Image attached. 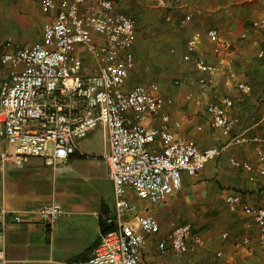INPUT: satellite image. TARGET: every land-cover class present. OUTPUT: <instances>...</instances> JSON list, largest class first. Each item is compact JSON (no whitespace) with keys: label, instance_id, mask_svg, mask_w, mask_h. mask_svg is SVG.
<instances>
[{"label":"built area","instance_id":"obj_1","mask_svg":"<svg viewBox=\"0 0 264 264\" xmlns=\"http://www.w3.org/2000/svg\"><path fill=\"white\" fill-rule=\"evenodd\" d=\"M156 8L168 10L172 0H150ZM114 0H42L44 13H55L42 28L41 40L28 46L13 47L8 39L0 49V171L20 167L30 158H41L47 165L67 159L76 152V142L100 126L108 135L103 154L113 184L112 226L102 234L89 259L80 264H153L144 259L148 238L160 230L151 215L141 214L126 195L129 188L152 205L166 202L182 187L183 175L194 177L222 154V148L201 149L194 142L178 137L181 123L172 121L167 111L174 103L163 95L156 82L124 87L136 69L134 47L137 24L134 18L115 11ZM165 21L171 22L167 13ZM190 15L180 20L184 26ZM251 28L264 33V13L251 22ZM214 41L216 61L208 63L196 56L201 36L194 34L186 43L182 61L198 74L195 85L205 89L226 73V57L232 44L216 29L207 31ZM259 56H263L261 51ZM141 77L142 74L138 73ZM186 81L176 79L180 85ZM227 88L250 95L252 87L228 77ZM189 100L193 97L187 95ZM203 106L209 126L230 137L234 144L256 145V164L232 156L230 166L242 168L248 180L264 176V138L240 134L231 137L239 119L229 115L234 101L222 96L217 101L194 98ZM264 128V113L259 120ZM224 202L230 212L250 217L257 228L256 242L264 259V207L241 202L229 194ZM36 213L50 226L63 214L57 204L41 206ZM20 222V216H14ZM171 229L156 244V251L183 255L203 245L200 234L188 224H170ZM1 233V228H0ZM227 235H224L226 237ZM251 239L243 244L251 247ZM221 253L217 256L221 257ZM227 264H232L228 262Z\"/></svg>","mask_w":264,"mask_h":264},{"label":"crops","instance_id":"obj_2","mask_svg":"<svg viewBox=\"0 0 264 264\" xmlns=\"http://www.w3.org/2000/svg\"><path fill=\"white\" fill-rule=\"evenodd\" d=\"M114 1L116 12L139 15L137 29L139 24L147 25L145 41L137 32L135 61L141 53L159 56L157 71L168 79L162 77L156 83L161 93L174 101L167 111L172 121L181 123L178 137L201 149L215 145L222 148L221 156L198 175H183L181 190L166 202L152 205L139 199L133 189L127 190L126 197L138 212L153 216L160 225V230L148 238L144 259L153 264H264L256 242V225L243 213L230 212L224 202L226 195L237 194L243 204L264 207V176L252 183L244 169L228 162L234 156L256 164V145L234 144L230 137L211 128L203 106L193 101L198 97L205 101L231 97L234 106L229 115L239 119L231 137L243 134L264 138V128L259 125L264 113V33L251 28V22L264 13V0H172L168 10L156 8L150 0ZM41 3L0 0V49L8 39L13 47L41 40L43 25L55 15L44 13ZM168 12L171 22L165 21ZM185 15H190L191 21L182 26L179 22ZM161 19L166 24L159 23ZM157 25L161 29L155 33L151 29ZM210 29H216L232 44V52L226 57V73L203 90L194 83L198 74L192 65L180 63L187 41L197 33L201 38L196 56L208 63L216 61L214 41L207 36ZM139 62L125 91L151 83L138 77ZM143 68L146 76L149 65ZM173 77L186 82L176 85ZM228 77L249 84L252 93L242 95L227 88L224 80ZM9 148L0 141V150ZM107 149L108 135L98 126L76 142L75 154L65 160L47 165L41 158H30L20 167L8 166L0 171V264H80L89 259L101 239V224L109 231L113 229L106 225L107 218L114 214L113 184L103 159ZM49 204L63 210L50 226L36 213L39 207ZM15 215L20 216V222L14 221ZM170 224L191 225L193 232L203 238V245L183 255L157 253L156 244L170 232ZM245 237L251 239V247L256 246L258 252L243 244Z\"/></svg>","mask_w":264,"mask_h":264},{"label":"rangeland","instance_id":"obj_3","mask_svg":"<svg viewBox=\"0 0 264 264\" xmlns=\"http://www.w3.org/2000/svg\"><path fill=\"white\" fill-rule=\"evenodd\" d=\"M150 6H151V4H149ZM131 16H132V18H134L135 20L137 19V21L139 22V15H136V14H131ZM141 21V20H140ZM140 23V22H139ZM159 23H161V24H164L165 22L161 19V22H159ZM166 24V23H165ZM161 27V26H160ZM160 27H158V25L157 26H153L152 27V31L153 32H159V30L161 29ZM145 28H147V25H145V26H143V24L142 25H140L139 24V28L137 29V32H139V35L140 36H142L143 37V39H144V41L146 40L145 39V35H147V33H145V35H144V33L143 32H145ZM144 30V31H143ZM146 31H147V29H146ZM151 31V32H152ZM141 32V33H140ZM148 35H151L152 37L154 36V34H148ZM146 54H144V53H141V55H140V57L139 58H137V61L136 62H138L139 60H140V62L138 63L139 65L137 66L138 68L140 67V68H143L145 65H149V69L147 70V72H146V76H143V70L142 69H140L139 68V72L138 73H141L142 74V76L140 77L142 80H144V81H147V82H158V80H160L162 77H166L167 79H168V77L166 76V74L165 75H161L160 73L161 72H158L157 71V69H159V65H158V59H159V56L157 55V54H148L146 57ZM177 59H179L180 57H178V56H175ZM145 59V60H144ZM144 61H146V62H144ZM181 65H183L184 64V62L182 61V63H180ZM179 65V64H178ZM185 65V64H184ZM143 69H145V68H143ZM176 70V69H175ZM167 71H169V69L167 70ZM177 71H179V68H177V70H176V72ZM169 74V73H168ZM144 75H145V73H144ZM170 75V74H169ZM160 76V77H159ZM139 77V76H138ZM170 79V78H169ZM171 80H172V82L173 81H175L176 80V78L175 77H173V78H171ZM161 81V80H160ZM254 245V244H253ZM252 245V246H253ZM258 246V245H257ZM251 249L252 250H254V251H256V252H258L257 250V247L256 246H253V247H251ZM260 253V252H259ZM258 253V254H259Z\"/></svg>","mask_w":264,"mask_h":264},{"label":"trees","instance_id":"obj_4","mask_svg":"<svg viewBox=\"0 0 264 264\" xmlns=\"http://www.w3.org/2000/svg\"><path fill=\"white\" fill-rule=\"evenodd\" d=\"M135 21H136V20H135ZM136 24H137V21H136ZM137 26H138V25H137ZM108 231H109V229L101 224V233H102V234H105V233H107Z\"/></svg>","mask_w":264,"mask_h":264}]
</instances>
